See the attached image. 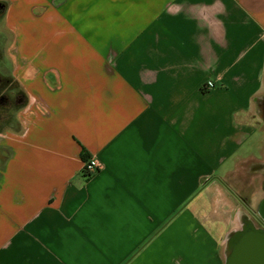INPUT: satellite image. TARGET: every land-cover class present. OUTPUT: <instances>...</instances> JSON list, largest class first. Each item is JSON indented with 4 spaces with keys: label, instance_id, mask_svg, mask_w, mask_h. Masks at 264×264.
Returning a JSON list of instances; mask_svg holds the SVG:
<instances>
[{
    "label": "crops",
    "instance_id": "crops-1",
    "mask_svg": "<svg viewBox=\"0 0 264 264\" xmlns=\"http://www.w3.org/2000/svg\"><path fill=\"white\" fill-rule=\"evenodd\" d=\"M0 21L26 96L0 264H223L264 192V0H0Z\"/></svg>",
    "mask_w": 264,
    "mask_h": 264
},
{
    "label": "water",
    "instance_id": "water-1",
    "mask_svg": "<svg viewBox=\"0 0 264 264\" xmlns=\"http://www.w3.org/2000/svg\"><path fill=\"white\" fill-rule=\"evenodd\" d=\"M257 213L264 221V197L257 205ZM223 264H264V227L245 216L240 226L225 237Z\"/></svg>",
    "mask_w": 264,
    "mask_h": 264
},
{
    "label": "rangeland",
    "instance_id": "rangeland-1",
    "mask_svg": "<svg viewBox=\"0 0 264 264\" xmlns=\"http://www.w3.org/2000/svg\"><path fill=\"white\" fill-rule=\"evenodd\" d=\"M3 22L0 21V74L2 76L5 77H9L11 76L9 74V61H8V57H7V52H8V48H9V37L7 32L5 31L4 27H3ZM6 94L10 97H13V92L10 90L6 91ZM262 99H260V101L257 100L256 103V111H255V118L258 124H260V127L264 128V95L263 97L261 96ZM8 103L6 104V107ZM14 108H6V112L10 113L12 115V119L10 124L3 126L2 130L6 127H12L15 128L17 122H16V117H15V111ZM10 125V126H9ZM264 135V130L261 129H257L256 135L254 136V138H252V145H255L256 141L258 139H260L262 136ZM252 153L255 156H258V151L254 148L252 150ZM240 176H236L235 178L230 179L231 182L235 181L236 179H239ZM238 181V180H236ZM252 188H256L257 189V193L253 194L249 200V204L250 206L256 210V206L258 201L264 196V192L260 187V183L258 182V180L256 181V183H254L252 186Z\"/></svg>",
    "mask_w": 264,
    "mask_h": 264
},
{
    "label": "trees",
    "instance_id": "trees-1",
    "mask_svg": "<svg viewBox=\"0 0 264 264\" xmlns=\"http://www.w3.org/2000/svg\"><path fill=\"white\" fill-rule=\"evenodd\" d=\"M1 77L5 81V89H6L5 91L15 90L16 92L13 95V97L9 96L11 99V104L8 107L0 103V131L2 130L3 126L10 124L12 119V115L6 112V108L13 107L14 109H16L22 107L26 101V96L24 92L22 90H19L18 83L15 80H13L11 77H5V76H1ZM1 90L2 87H0V95H1ZM260 99H258V101H260ZM9 154L10 152L8 150L0 149V165L7 159Z\"/></svg>",
    "mask_w": 264,
    "mask_h": 264
},
{
    "label": "flooded vegetation",
    "instance_id": "flooded-vegetation-1",
    "mask_svg": "<svg viewBox=\"0 0 264 264\" xmlns=\"http://www.w3.org/2000/svg\"><path fill=\"white\" fill-rule=\"evenodd\" d=\"M0 87H2L1 95H0V103L5 106L8 103L7 106H9L11 104V99L8 95H6L5 81L3 80L1 76H0ZM249 215L256 226L264 227V221L259 217L257 213V209L256 210L251 209Z\"/></svg>",
    "mask_w": 264,
    "mask_h": 264
},
{
    "label": "built area",
    "instance_id": "built-area-1",
    "mask_svg": "<svg viewBox=\"0 0 264 264\" xmlns=\"http://www.w3.org/2000/svg\"><path fill=\"white\" fill-rule=\"evenodd\" d=\"M83 169L86 172V174L90 175L94 171L98 169V162L94 158H89L85 160Z\"/></svg>",
    "mask_w": 264,
    "mask_h": 264
}]
</instances>
